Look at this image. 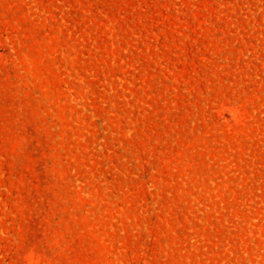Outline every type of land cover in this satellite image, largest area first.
Masks as SVG:
<instances>
[{
  "label": "rangeland",
  "instance_id": "rangeland-1",
  "mask_svg": "<svg viewBox=\"0 0 264 264\" xmlns=\"http://www.w3.org/2000/svg\"><path fill=\"white\" fill-rule=\"evenodd\" d=\"M0 264H264V0H0Z\"/></svg>",
  "mask_w": 264,
  "mask_h": 264
}]
</instances>
